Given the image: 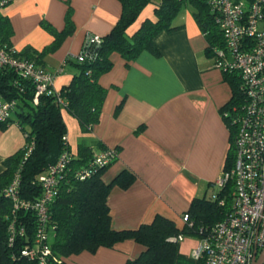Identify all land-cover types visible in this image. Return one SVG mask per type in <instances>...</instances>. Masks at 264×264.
<instances>
[{
	"label": "crops",
	"instance_id": "0c3cea01",
	"mask_svg": "<svg viewBox=\"0 0 264 264\" xmlns=\"http://www.w3.org/2000/svg\"><path fill=\"white\" fill-rule=\"evenodd\" d=\"M155 3L148 4L128 27L129 36L143 20L155 19ZM69 9L72 33L63 37L40 63L35 61L55 73V91L68 85L78 70L73 61L66 59L77 56L87 35L104 36L112 29L121 14L120 2L12 0L0 15L12 28L9 45L24 56L25 47L41 50L53 41L48 26L62 31ZM172 25L175 29L154 37L158 55L142 51L126 63L119 53L111 54L112 68L98 79L106 96L91 132L82 133L76 118L62 110L72 153L79 145L89 146L93 153L116 148L117 158L105 168L101 179L109 183L122 171L134 176L129 186L114 185L108 193L113 230L135 229L157 215L182 228V215L191 202L218 191L215 182L223 172L231 143L221 108L232 98V86L206 52L207 42L192 10L182 9ZM24 143V132L14 121L5 128L0 126V173L5 168L4 159ZM197 243L196 236H184L177 244L174 264H196L191 251ZM143 250V245L126 239L66 260L70 264H125Z\"/></svg>",
	"mask_w": 264,
	"mask_h": 264
},
{
	"label": "trees",
	"instance_id": "16d2710c",
	"mask_svg": "<svg viewBox=\"0 0 264 264\" xmlns=\"http://www.w3.org/2000/svg\"><path fill=\"white\" fill-rule=\"evenodd\" d=\"M118 1L121 4L120 17L112 29L101 36V42L91 45L81 60L76 58L74 60L71 57L66 59L73 61L78 70L69 84L57 91L61 101L54 95L43 93L35 102L33 80L22 78L11 69L0 70V95L16 103L12 115L8 120L0 122V126L5 128L8 122L14 121L25 136L24 145L4 159L5 168L0 173V264H35L20 254L24 246L33 244L35 216L31 211L17 212L16 219L20 226H24L26 232L23 236L16 237L10 245L7 225L12 206L5 198L3 189L14 175L19 173L21 196L26 199L40 196L39 175L45 173L47 167L56 162L63 150L70 151L67 141L63 140L66 136V125L62 110L76 118L82 133L92 131L99 121L106 96V89L100 85L98 79L112 68L110 56L113 52L119 53L126 63L136 59L142 51L158 55L154 37L159 32L175 29L172 21L186 7L192 10L194 20L204 34L208 55L213 56L214 47L223 46V37L207 0H156L155 19L143 20L131 36L127 34L128 27L137 20L143 9L155 0ZM48 29L54 35L53 41L41 50L31 46L25 47L23 57L40 63L41 58L54 50L63 37L72 33L74 25L71 10L69 9L66 14L62 31H56L50 26ZM11 34L9 21L0 18V45H9ZM85 44L83 42L80 51H83ZM224 74L232 86L233 96L221 108L223 113L234 107L238 109L244 102L239 77L236 74L226 72ZM223 117L227 120L231 133L230 148L223 168V171H229L235 158L234 129L230 116ZM31 142L33 148L25 157V147ZM93 154L91 148L84 145H79L76 153L71 152L69 169L60 182L58 194L49 206L48 223L54 226L50 239L51 255L54 259L52 264H70L66 258L71 255L82 251L94 252L101 246L112 247L126 239L143 245L144 250L137 257L128 259L125 264H174L179 241L171 240L172 237L178 234L198 237L201 228L219 222L230 209L233 191L231 180L222 189H217L216 199L210 196L195 198L191 202L186 213L192 226L184 224L182 228H178L172 220L157 215L152 222L141 224L135 229L113 230L110 227V213L106 202L108 193L114 185L129 186L134 176L122 171L111 182L105 183L101 179V174L107 166L90 167ZM76 170H87L90 175L84 179L77 178L74 176ZM220 199H224L223 205L219 204ZM196 264L201 262L196 261Z\"/></svg>",
	"mask_w": 264,
	"mask_h": 264
},
{
	"label": "built area",
	"instance_id": "2783aa9c",
	"mask_svg": "<svg viewBox=\"0 0 264 264\" xmlns=\"http://www.w3.org/2000/svg\"><path fill=\"white\" fill-rule=\"evenodd\" d=\"M12 0H0L2 9ZM223 37V46L214 47V65L222 71L236 74L244 95L243 104L234 107L225 116H230L234 128L233 144L235 158L229 171H223L216 179L217 189H222L230 180L233 182L230 209L224 218L212 226L201 228L198 243L191 256L201 264H251L264 250V0H207ZM85 47L76 59L81 60L91 45L99 44L101 36L89 34ZM83 46V45H82ZM11 69L22 78L33 80L34 101L40 94L56 96L53 88L55 73L45 70L34 61L20 56L12 45H0V70ZM60 70V69H59ZM14 100L0 95V122L12 115ZM66 142V136L63 137ZM25 157L33 148L26 145ZM117 157L115 148L107 147L94 153L90 167H104ZM71 160V152L63 150L55 163L39 175L41 194L35 199H26L20 193V175L16 173L3 189L4 196L11 202V216L8 217V241L12 245L16 237L26 232L20 226L16 214L31 211L36 220L33 244L24 246L20 254L35 264H52L50 239L54 226L49 221V206L59 192L60 182ZM87 170H76L74 176L84 179ZM217 198V193L211 196ZM224 199L219 204H224ZM182 222L192 226L188 213L182 215ZM178 234L171 240L181 241ZM264 264V263H262Z\"/></svg>",
	"mask_w": 264,
	"mask_h": 264
},
{
	"label": "water",
	"instance_id": "95a60500",
	"mask_svg": "<svg viewBox=\"0 0 264 264\" xmlns=\"http://www.w3.org/2000/svg\"><path fill=\"white\" fill-rule=\"evenodd\" d=\"M264 263V250L261 251V253L256 257L255 253L252 258L251 264H262Z\"/></svg>",
	"mask_w": 264,
	"mask_h": 264
},
{
	"label": "rangeland",
	"instance_id": "374dc122",
	"mask_svg": "<svg viewBox=\"0 0 264 264\" xmlns=\"http://www.w3.org/2000/svg\"><path fill=\"white\" fill-rule=\"evenodd\" d=\"M25 129H26V130H28V127H27V126H25Z\"/></svg>",
	"mask_w": 264,
	"mask_h": 264
}]
</instances>
